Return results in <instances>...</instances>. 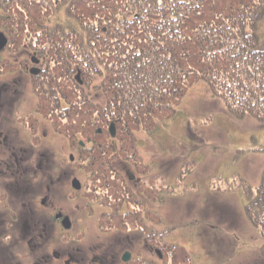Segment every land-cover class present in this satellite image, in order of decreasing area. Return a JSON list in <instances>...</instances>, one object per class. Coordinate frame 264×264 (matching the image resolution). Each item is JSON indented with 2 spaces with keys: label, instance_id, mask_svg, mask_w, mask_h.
Returning <instances> with one entry per match:
<instances>
[{
  "label": "flooded vegetation",
  "instance_id": "flooded-vegetation-1",
  "mask_svg": "<svg viewBox=\"0 0 264 264\" xmlns=\"http://www.w3.org/2000/svg\"><path fill=\"white\" fill-rule=\"evenodd\" d=\"M42 30L38 38H44ZM55 58L50 46L35 38H16L0 52V264H181L182 257L166 251L167 242L156 232V221L146 219L148 213L159 215L151 209L155 200L147 197V190H161H154L152 175L134 161L133 132L127 125H118L113 137L107 135V129L97 122V96L76 104L78 95L66 86L62 68L67 61L61 57L56 63ZM76 73L81 75L79 68ZM27 83L37 117L20 124L16 119L21 115ZM80 83L78 87L85 91V82ZM67 105L72 106L67 109ZM73 106L77 108L70 111ZM83 111H89L91 123L78 119ZM72 119L82 123L69 122ZM48 123L56 137L66 138L67 130H75V138L68 141L80 155L70 156V162L74 166L79 162V168L92 173L93 190L73 175L63 181L66 149L52 150V143H44ZM49 136L50 142H58ZM109 181L120 182L118 190ZM66 185L79 196L80 204L93 198L103 209L93 233H71L80 230L79 216L65 212L61 205ZM99 191L106 195L104 205L98 203ZM127 205L133 212L127 211Z\"/></svg>",
  "mask_w": 264,
  "mask_h": 264
},
{
  "label": "trees",
  "instance_id": "trees-1",
  "mask_svg": "<svg viewBox=\"0 0 264 264\" xmlns=\"http://www.w3.org/2000/svg\"><path fill=\"white\" fill-rule=\"evenodd\" d=\"M60 1L54 6L0 1L8 17L4 30L20 39L25 29L28 35L43 32L42 27L57 29L43 39L54 45L64 36L75 54L81 53L79 65L86 62L99 70L97 90L130 130H151L154 118L163 124L175 118V107L199 81L233 118L252 117L264 125V37L258 28L264 0ZM62 26L68 28L66 34L58 29ZM57 49L52 47L54 58ZM65 57L72 59L68 50ZM131 102L137 108L130 110ZM83 112L78 119L91 123L89 111ZM97 116L99 124L106 123L104 108H98ZM78 119L69 122L81 124ZM75 135L72 129L65 136L72 140ZM245 212L264 235V175L262 189Z\"/></svg>",
  "mask_w": 264,
  "mask_h": 264
},
{
  "label": "rangeland",
  "instance_id": "rangeland-1",
  "mask_svg": "<svg viewBox=\"0 0 264 264\" xmlns=\"http://www.w3.org/2000/svg\"><path fill=\"white\" fill-rule=\"evenodd\" d=\"M45 1L52 3L60 0ZM55 13L59 15L58 12ZM53 28L46 27L49 32L55 31ZM258 28H262L264 36V18L259 22ZM77 33L81 32L77 30ZM35 40L40 44L46 42L38 37H35ZM54 45L56 46L55 43ZM57 52L58 58L53 60L56 63L61 55L63 56V53L60 54V48ZM68 52L72 54V59L62 68L65 69L66 86L78 95L75 100L77 104L98 93L96 88L86 85L87 81L91 83L90 78L95 87L100 83L101 77L98 80L96 73L89 74L88 77L89 70L96 68L89 67L81 68L83 71L75 80L77 74L75 69L79 68L81 53L77 56L71 43ZM55 62H50L51 66L57 65ZM96 64L97 61L94 66ZM96 70L98 71L97 68ZM81 80L85 82L83 87L85 91L77 85ZM76 91L82 93L81 97ZM23 96L24 103L19 110L21 115H17L16 119L20 124L31 123L32 117H37L34 113L33 101L31 102L32 96L28 83ZM131 98L133 99L132 96ZM72 105H67V109ZM128 105L130 110L137 108L133 102ZM76 108L73 106L70 111ZM178 109L179 112L176 114L178 117L165 125H160L156 134V138L162 145L163 154L156 159L150 156L148 159L155 160L157 173L163 174L166 170L168 171L170 165L173 169L178 166L179 171L174 169L164 173V180L157 183V188L161 189L160 192L151 193L147 190V197L152 201L155 200V207L151 206V209L157 210L156 214L159 215L148 213L146 219L156 221L158 224L155 226L156 232L166 236V251L173 254V257L177 255L178 259L182 257L181 264H264V237L252 226L244 207L245 202L248 204L250 199L256 197L258 190L262 189L264 126L258 124L252 117H244L241 120L233 118L220 98L210 96L203 82H198L189 88ZM19 116L26 117L23 120ZM47 121L51 123L49 119ZM120 122L127 124L124 117L120 119ZM53 131L48 123V139L44 143L46 145L52 143V150L63 149L62 147L65 146L67 175L63 181L66 182L67 178L73 175L84 184L87 190H93L90 180L92 173H88L84 170L85 168H79V162L76 166L70 162V156L76 157L80 155V152H75L73 148H70L67 138L56 137ZM137 133L139 146L142 142H147L142 131L136 130L135 134ZM49 135L57 138L58 142H50ZM159 143H156L158 150L161 146ZM144 150H147L146 145ZM171 155L178 159L170 158ZM137 160L134 158L135 163ZM185 161L190 163L194 179H190L192 177L190 174L188 178L182 180L190 170L187 169ZM138 168L143 169L140 165ZM109 184L116 187L120 182L109 181ZM169 184L174 188L168 187ZM64 190L61 192L60 199L62 207L65 208V212L76 213L79 216L76 224L79 225L80 230L71 233L88 234L96 231L97 225L100 224V212H103V209L96 205L93 198L85 199L80 204L79 196L71 192L69 185H66ZM114 190H118V187ZM174 190L172 198L167 200L170 198L167 195ZM99 192L101 196L98 203L104 205L107 203L106 195H103L104 191ZM91 207L95 209V213ZM126 208L128 212H133L131 205H127ZM128 230L129 227L124 229V231ZM168 261L165 259V263Z\"/></svg>",
  "mask_w": 264,
  "mask_h": 264
},
{
  "label": "water",
  "instance_id": "water-1",
  "mask_svg": "<svg viewBox=\"0 0 264 264\" xmlns=\"http://www.w3.org/2000/svg\"><path fill=\"white\" fill-rule=\"evenodd\" d=\"M4 44H5V41L2 40V36L0 35V49L4 46ZM77 185L78 184L76 182H74V187L75 188H78Z\"/></svg>",
  "mask_w": 264,
  "mask_h": 264
}]
</instances>
